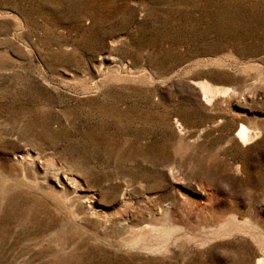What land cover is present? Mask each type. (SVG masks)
Here are the masks:
<instances>
[{
  "label": "rangeland",
  "instance_id": "1",
  "mask_svg": "<svg viewBox=\"0 0 264 264\" xmlns=\"http://www.w3.org/2000/svg\"><path fill=\"white\" fill-rule=\"evenodd\" d=\"M0 264H264V0H0Z\"/></svg>",
  "mask_w": 264,
  "mask_h": 264
},
{
  "label": "bare ground",
  "instance_id": "2",
  "mask_svg": "<svg viewBox=\"0 0 264 264\" xmlns=\"http://www.w3.org/2000/svg\"><path fill=\"white\" fill-rule=\"evenodd\" d=\"M208 91H212L213 89L209 86L205 87ZM237 137L240 138V140L243 142L244 140L252 137L250 135V131L247 129L246 126L242 125L241 128L239 129L238 133H237Z\"/></svg>",
  "mask_w": 264,
  "mask_h": 264
}]
</instances>
